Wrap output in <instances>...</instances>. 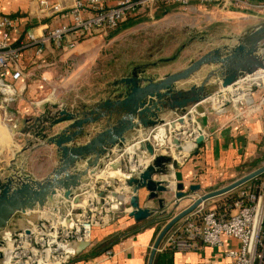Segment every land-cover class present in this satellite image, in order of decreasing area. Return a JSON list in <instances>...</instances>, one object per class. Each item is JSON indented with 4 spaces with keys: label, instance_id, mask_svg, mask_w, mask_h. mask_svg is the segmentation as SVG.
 I'll use <instances>...</instances> for the list:
<instances>
[{
    "label": "crops",
    "instance_id": "0c3cea01",
    "mask_svg": "<svg viewBox=\"0 0 264 264\" xmlns=\"http://www.w3.org/2000/svg\"><path fill=\"white\" fill-rule=\"evenodd\" d=\"M39 1L0 0V17L10 16L17 19L16 26L8 32L7 41L10 45L18 46L21 42L27 41L28 33L38 35L48 28L73 23L71 9L76 0H48L50 5L61 6L60 10L55 12L52 11L51 6L43 8ZM115 1L110 0L108 4L113 5ZM203 5H219L217 10L223 13V19L234 23L238 21L235 23L238 24V29H233L236 41L223 44L215 49L213 54L217 52L221 56L233 57L236 62L239 58L236 54L240 53L233 54L232 50L237 46L238 40L245 36L247 38L254 32L257 35L264 34V0H247L243 7L224 6L220 1L201 4L198 0H194L187 10L176 4L163 5L159 2L155 4L152 12L140 11L135 23L113 37L109 38L110 32L95 31L80 37L74 47H69V40L76 37V32L73 31L63 39L61 47L51 41L44 44L41 53H37L38 46L34 44L23 48L20 59L23 76L17 82L19 96L6 108L11 120L6 118L5 108L0 107V183L8 176L16 174L29 175L36 180H43L49 176L53 181L60 179L62 175L56 174L55 170L62 163L61 151L53 142L54 139L65 130L77 129L72 125L80 118L85 116L97 118L93 122L84 124L83 134L76 138V144L85 143L100 130L117 122L120 115L115 114L110 120L114 106L108 105V102L116 100L118 91L123 90L129 83L128 79L135 78L140 81L141 78H149L152 82H159L171 74L165 72L162 77H157L156 70L161 66L154 64L141 66L128 61L118 77L113 75L115 66L119 65L116 60L118 56L113 55L117 37L122 35V32L125 33V30L136 26H139L137 29L153 27L152 29L166 35L171 29L169 27L171 24L181 22L187 12L202 9ZM241 21L245 22L240 24ZM245 45L248 48L250 43L245 42ZM243 54L245 57L248 56L247 53ZM253 54L264 64V40H261ZM114 56L116 58H113ZM111 66L113 69H110ZM188 66H180L178 72ZM233 66L235 67L233 64L226 66L219 62H211L194 74L196 79L200 78V86L204 83L207 86L213 82L219 84L220 88L224 78L233 74L229 69ZM91 77L93 80L86 82V79ZM182 81L174 84L175 91L172 95L162 99L164 107L158 112L157 119L148 116L147 124L140 123L136 119L135 128L125 133L123 146H115L112 149L109 147L113 158L124 152L121 158L124 162V172L109 174L107 171L109 165L105 166L104 159L103 169L84 176L81 185L73 189V192L91 191V186L96 182L98 175L101 181L112 179L111 183L118 191L115 192L117 196L121 193L123 201L125 196L132 193L125 182L124 173L133 170V175L137 176L139 170L151 162V157L146 149L140 147V142L147 141L146 138L151 134V141L163 145L162 149H164L167 148L165 142L167 134H172V138H175L178 136L175 134H179L178 132L182 134L183 130L186 132L185 135H189L194 133L197 124L204 132V139L201 142L196 145L191 143L189 149L185 147L188 146L187 144L182 150H178L176 146L171 152L173 157L162 149L157 150V153L168 155L172 159L174 166L168 165L171 171L169 175L171 186L176 182L173 172L179 171L186 188L191 184L200 186L197 193L193 194V197H197L227 186L264 166V68H260L251 77L233 83L244 84L245 87L250 88L251 97L258 106L255 111L245 114L236 110L232 104H228L226 111L218 115L209 101L205 100L195 106L194 114L189 115V125L179 128L176 120L194 105L189 104L184 108L178 106L181 97L178 96L177 91L181 90L180 85L186 80ZM193 93L194 91L191 94ZM52 104H59V108H53ZM63 104L69 113L75 114L72 119H68L67 114H61L60 106ZM153 111L156 113V110ZM192 118L195 120L192 121ZM154 120H157L156 124L151 123ZM185 135L182 137L185 138ZM50 158L53 159L52 162ZM88 159L89 156L76 161L69 167L68 173L72 174L84 168L95 170V166L87 165ZM43 161L47 162V165L42 173L30 171V166L38 168L40 163L41 168H44ZM56 190V203L61 204L60 207L64 209L67 207L66 197L62 189L56 188ZM148 194L146 188L138 191L140 204L157 208V199L149 200ZM225 194L210 198L199 207L205 210L214 208L225 201L223 199ZM160 197L165 199L164 209H159L152 217L141 222L129 216L128 211L125 210L129 207L128 203L123 202L122 207L120 204L115 205L113 213L115 219L111 224L95 226L92 230L91 245L77 255H72L66 264H148L153 245L163 227L175 214L192 202L190 199H184L178 207H175L177 198L174 190L160 193ZM118 198L121 201L120 197ZM51 204L48 202L46 205ZM28 218H30L29 214L16 212L0 231V238L25 226ZM161 245L155 252L153 264H225L228 261L226 251L238 247L239 242L232 237L224 236L220 246L200 244L198 249L186 252L163 249ZM108 250L112 254H107ZM72 252H74L73 245Z\"/></svg>",
    "mask_w": 264,
    "mask_h": 264
},
{
    "label": "built area",
    "instance_id": "2783aa9c",
    "mask_svg": "<svg viewBox=\"0 0 264 264\" xmlns=\"http://www.w3.org/2000/svg\"><path fill=\"white\" fill-rule=\"evenodd\" d=\"M109 1L76 0L71 9V25L48 28L38 35L28 33V40L18 46H12L7 41L8 32L16 26L17 19L0 17V107L5 108L8 120L11 118L6 108L19 96L17 82L23 76L20 67L21 51L26 46H38L37 53L42 52L47 42L52 41L61 47L63 39L74 31L76 37L68 42L69 47H74L80 37L95 31H113L129 16L138 15L140 11L152 12L156 3L176 4L187 10L194 0H116L113 5H109ZM215 1L222 2L224 6L237 7H243L247 3V0H198L201 4ZM39 4L43 8L51 6L54 12L61 8L59 4L50 5L48 0H40ZM206 100L218 115L226 111L228 104L245 114L258 108L251 97L250 88L244 84L220 87ZM195 106L179 116L176 120L177 127L189 125L188 118L194 114ZM178 133L175 134L178 139L186 134L183 130L182 134ZM199 135L204 136V132L197 124L194 133L185 135L179 141L183 148L188 142L196 145L195 139ZM172 137V134L166 135L167 148L164 149L163 145L152 140L157 144L156 152L162 149L172 156L171 152L176 147ZM146 139L151 141V134ZM123 154L124 152L117 157L105 159V166L121 159ZM130 173L133 174V170L124 173L126 178ZM102 181L97 175L91 191L73 192L72 197L66 198L67 207L64 209L55 201L51 205L27 210L25 213L31 216L25 226L0 238L1 264H66L73 255V242L90 239L95 226L110 224L115 207L118 204L124 206L120 192L117 198L120 197L121 201L112 197V191H117V187L111 183L112 179ZM125 210L129 211V207ZM224 236L239 242L238 247L226 251L228 261L225 264H261L264 258V173L239 186L232 201H224L207 210L198 206L169 229L161 246L163 249L186 252L198 249L200 244L220 246ZM107 254L112 252L108 250Z\"/></svg>",
    "mask_w": 264,
    "mask_h": 264
},
{
    "label": "water",
    "instance_id": "95a60500",
    "mask_svg": "<svg viewBox=\"0 0 264 264\" xmlns=\"http://www.w3.org/2000/svg\"><path fill=\"white\" fill-rule=\"evenodd\" d=\"M261 40H264V34L257 35L254 32L245 40V42L250 43L248 48L242 41L238 43L232 50L233 54L240 53L236 54L239 57L236 62H234L233 57L221 56L216 52L213 55H205L192 63L185 70L167 76L164 80L159 82H152L149 78H141L140 81L135 78L128 79L127 81L129 83L125 85L123 90L118 91L116 100L114 102H108V105L114 106L110 113V120L115 114L120 115L115 124L100 130L97 134L91 136L85 143L76 144V138L83 134V125L97 120V118L85 116L73 123L72 127H76L77 129L73 131L65 130L57 139L53 140L61 151L62 163L55 170L56 174L62 175L60 179L53 181L49 176L43 180H36L32 179L29 175L22 176L16 174L8 176L4 182L0 183V231L5 228L16 212H26L36 206L43 207L48 202L54 204L57 194L56 188L62 189L63 195L66 198L72 197L73 189L81 185L84 176L89 173L95 174L100 169H103L102 160L108 159L111 156L110 148L123 146L125 133L134 129L137 125L135 120L137 119L140 123L147 124L146 119L148 116L157 119L158 112L164 107L162 99L173 94L175 91L174 84L181 80L188 79L202 66L210 64L211 62H219L226 66H228V64L235 65V67L229 68L233 74L224 78L221 82L222 87H228L235 83L236 80H243L244 78L251 77L260 68H264V64L253 54V51L258 48ZM243 53H247L248 56L245 57ZM204 84H202L199 89H194L193 94L177 92L178 96L181 97L178 101V106L183 108L187 107L189 104L197 106L202 101H205L209 95H203L202 93ZM52 107L59 108V104H52ZM60 108H62V110H60L61 114H67L68 119H72L75 115L69 113L64 104L61 105ZM153 110H156V113ZM151 123L156 124L157 120ZM203 139L204 136L199 135L195 140L196 143H199ZM173 143L177 146L178 150L183 149V145L178 138H174ZM140 147L146 149L151 157V162L144 168H141L137 176L130 173L125 180L132 191L130 195L123 198V202L129 204V216L133 217L137 222L152 217L159 209H164L165 207V199L160 197V193H168L172 190L175 191V196L177 198L175 207H178L179 203L184 199H190L192 201L189 206L175 214L163 227L153 245L148 264H153L155 252L162 239L169 229L178 221L195 210L204 201L228 193L264 173V166H262L227 186L193 197V194L197 193L200 186L191 184L186 188L182 181L181 172H173V177L176 182L174 186L169 184V175H171V171L168 165H173L170 156L157 153L155 150L157 144L149 140L140 142ZM87 156H89L87 165L89 167L95 166V170L84 168L72 174L68 173L70 166L74 165L79 159H83ZM108 165L107 171L111 175L124 172V162L121 159L109 162ZM128 165L129 163L127 161V166ZM141 188H146L149 192V200L157 199V208L142 206L140 204L138 191ZM112 197L114 200H117V193L115 191L112 192ZM90 245L91 239L74 241L73 255H77Z\"/></svg>",
    "mask_w": 264,
    "mask_h": 264
},
{
    "label": "rangeland",
    "instance_id": "374dc122",
    "mask_svg": "<svg viewBox=\"0 0 264 264\" xmlns=\"http://www.w3.org/2000/svg\"><path fill=\"white\" fill-rule=\"evenodd\" d=\"M218 7L219 5H203L202 9L187 12L181 22L169 26L171 29L166 35L161 34L159 30L152 29L153 27L151 29L148 27L137 29L139 26H136L125 30V33L122 32V35L118 36L114 42L113 55L118 56L116 60L119 67L115 66L113 75L118 77L122 70L125 69L128 61L141 66H151L153 64L161 66L156 70L157 77H162L165 72L171 73L169 76L174 75L179 73L178 68L180 66H190L205 55H213V51L223 44L236 41V37L233 36V29H238V24H235L238 21L236 20L237 22L235 21L234 23V21L223 19V13L217 10ZM224 13L228 12L224 11ZM244 22L241 21L239 23ZM247 38L246 36L238 38V43L241 41L245 43ZM116 56L113 58H116ZM164 58H168V60L162 61ZM110 69H113V67L111 66ZM195 76L194 74L186 79L180 85L181 90L177 92L186 94L192 93L194 89H197L200 86V78L196 79ZM92 80V77L87 78L86 82H91ZM181 82L183 81L181 80L177 84ZM204 87L203 95H211L219 88V84L211 82L207 86L204 85ZM50 160L51 162L53 161L51 158ZM42 163H44V168H41L40 163L38 168L30 166V171L42 173L47 162L43 161ZM114 219L112 216L111 222Z\"/></svg>",
    "mask_w": 264,
    "mask_h": 264
},
{
    "label": "trees",
    "instance_id": "16d2710c",
    "mask_svg": "<svg viewBox=\"0 0 264 264\" xmlns=\"http://www.w3.org/2000/svg\"><path fill=\"white\" fill-rule=\"evenodd\" d=\"M161 4L165 5V3H162V2H161ZM136 18H138L137 15H135V16H129V17H127L125 20H123L122 22H120V23H119V26H118L115 30L110 31V33H109V38L115 36V35L118 34L120 31H122L124 28H126V27H128L129 25L135 23L134 21H135ZM166 60H168V58H164V59H162V61H166ZM154 65H156V64H154ZM236 192H237V189L232 190V191L226 193V194L224 195L223 199H225V201H227V202L232 201L233 198L236 196ZM179 223H180V222H179ZM162 241H163V240H162ZM162 241H161L160 245L162 244ZM261 264H264V258H263Z\"/></svg>",
    "mask_w": 264,
    "mask_h": 264
},
{
    "label": "bare ground",
    "instance_id": "6f19581e",
    "mask_svg": "<svg viewBox=\"0 0 264 264\" xmlns=\"http://www.w3.org/2000/svg\"><path fill=\"white\" fill-rule=\"evenodd\" d=\"M225 96H226V95H225ZM187 145H188V146H185V147H187L186 149H189V148H190L189 146H191L192 144L189 142V143H187ZM108 225H110V224H108ZM108 225H105V226H108ZM89 238H90V239L92 238V232H91Z\"/></svg>",
    "mask_w": 264,
    "mask_h": 264
}]
</instances>
